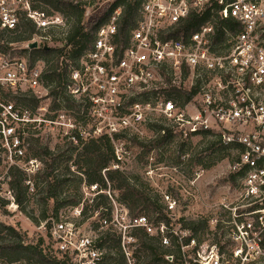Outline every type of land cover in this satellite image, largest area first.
<instances>
[{"label": "built area", "instance_id": "1", "mask_svg": "<svg viewBox=\"0 0 264 264\" xmlns=\"http://www.w3.org/2000/svg\"><path fill=\"white\" fill-rule=\"evenodd\" d=\"M206 13L210 17L197 28L184 29L190 16L200 18ZM214 15L233 22L234 29L224 30L220 44L214 42ZM120 17L118 7L96 29L77 67L71 68L66 92L74 107L63 102L62 114L38 117L36 112H48L50 107L39 108L35 95L43 92L50 102L54 98L43 85L44 64L31 57L29 45L44 49L55 42L64 44L68 25L40 0H0V166H7L0 172V191L13 199L8 189L11 168L25 174L26 184L42 170V161L28 156L32 144L39 141L41 127H62L73 146L79 139L86 140V135L106 136L117 161V147L123 143L115 135L155 133L153 129L160 127L157 134L168 130L189 139L210 131L233 152L231 169L239 175L241 205L230 209V256L242 263L264 264V4L259 0H141L124 40ZM25 26L33 28L31 38L15 41ZM186 84L188 89L183 88ZM32 99L38 101L36 107ZM84 187L94 196H108L110 218L100 208L95 212L96 226L84 229L81 203L70 215L40 221L37 241L41 239L44 253L67 258L71 264H100L104 250L97 240L105 230L120 237L126 256L124 242H134L132 230L154 234L147 218L129 217L109 189L99 190L96 184ZM155 228L164 235L163 225ZM214 249L211 259L219 264L222 255Z\"/></svg>", "mask_w": 264, "mask_h": 264}, {"label": "rangeland", "instance_id": "2", "mask_svg": "<svg viewBox=\"0 0 264 264\" xmlns=\"http://www.w3.org/2000/svg\"><path fill=\"white\" fill-rule=\"evenodd\" d=\"M114 1L74 0L73 3H80L79 8L84 12L81 21L86 29H90ZM259 1L264 4V0ZM62 9L64 10L59 13L66 20L73 22L75 15L71 14L67 8L62 7ZM60 45L62 43L55 42L50 47H62ZM42 49L38 46L32 49L31 57L47 62L52 57L51 53H43ZM183 88L188 89L189 85L186 84ZM35 97L39 99V108L47 111L50 107L48 112H36L38 117L45 113L46 115L54 114L56 117L63 113L62 108L51 110L55 102L47 100L43 92H38ZM89 126V124L85 125V129L88 130ZM165 128H169L168 123ZM38 133L39 141L32 144L28 156L36 155L37 157L34 158L40 159L43 163L42 170L36 176L31 177L30 184L23 191L22 204L17 205L14 199L6 197L3 191H0V198L3 200L0 202V224L13 229L21 237L24 245L36 244L39 236L36 225L40 221L49 217H58L60 214L70 215L72 208L79 205L77 204L79 200H82V209H85L82 227L85 229L87 226H96L98 219L93 210L94 203H92L96 196L84 189V183L87 180L86 173H91L92 161H88V156L83 150L69 149L67 146L69 141L62 127L58 125L53 126L52 129L41 127ZM91 136L86 135L85 139H90ZM120 141L123 144L117 147L116 152L120 157L117 168L126 176L131 187L155 199L163 209L166 208L171 222L169 231L165 229L164 234L175 231L181 245V257L177 264H214L213 258L211 259L216 253L214 247L222 250L219 264H255L242 263L231 257L229 252L231 245L228 234L233 218L230 209L241 205L238 199L239 183L229 181L233 173L231 167L235 160L232 151L218 150V147L213 144L214 138L212 137L198 135L184 139L178 135H172L171 138L164 139L148 130H142V134L138 136L125 135ZM43 146H48L51 154L49 158L39 149ZM45 167H48L49 171L53 168L55 173L62 177L59 179L64 180L58 189V201L47 198L42 183ZM6 168L7 166H0V172H4ZM8 189L12 192L10 186ZM111 193L118 202L120 194L117 191ZM64 201L68 202L62 205ZM140 213L147 214L149 219L152 217L146 211ZM128 215L133 217L130 213ZM190 221L199 222L197 225L199 229L195 233L194 241H191L189 246H182V240L191 233L181 227H186ZM153 233L156 235L157 228H154ZM10 241H15L13 235L9 234V231L0 229V245ZM128 243L125 240L124 245L130 253L132 248L128 249ZM221 246L223 248L220 249ZM137 257L140 258L132 260L131 254L127 255L130 260L127 259L126 263L142 264L141 262L144 261L142 255L137 254ZM0 264L39 263L27 254L19 252L7 254L0 249ZM108 264L116 263L109 262Z\"/></svg>", "mask_w": 264, "mask_h": 264}, {"label": "trees", "instance_id": "3", "mask_svg": "<svg viewBox=\"0 0 264 264\" xmlns=\"http://www.w3.org/2000/svg\"><path fill=\"white\" fill-rule=\"evenodd\" d=\"M40 2L54 12H62L64 10L62 7H64L67 8L71 14L75 15L73 22L64 18L68 25V33L62 47L42 49L43 53H51L50 56H52L50 60L43 62V85L50 89L49 96L54 98V102L56 99L60 100L59 104L55 102L51 109L58 110L59 108H62L60 104L63 102L70 107H74L73 102L69 100V96H67L66 92L71 68L77 67L79 59L93 41L96 29L99 25L104 23L111 12L118 7L121 8L119 22L120 37L123 40L128 39L126 29L134 24L138 16V9L141 0H115L103 16L92 24L90 29H86L84 23L81 21L84 12L83 9L79 8L80 3L75 4L71 0H40ZM214 7V11H216L217 6L214 5ZM214 16L216 27L214 42L215 44H220L224 40V30L232 31L234 29L233 22L231 20H220L216 15ZM209 17V13H206L200 18L190 16L184 29L193 30ZM33 32V28L25 26L24 30L20 35L15 37L14 40L21 42L27 41L31 38ZM189 98L190 97H186L187 100ZM37 102L36 99H32V106L36 107ZM153 130L157 134L160 127H155ZM157 135L164 139L172 137V134L168 130H165L164 135ZM199 135L214 138L213 144L217 146L220 151L230 150L229 147L221 142V138L217 134L210 131H204L199 133ZM123 136L124 135H115V139L119 140ZM78 143V146H73L71 142H68L67 146H69V149L71 150H83L84 154L88 156V161H92L91 173H86L87 180L86 183H84L85 186L96 184L99 190L104 191L109 189L110 192L117 191L120 194L118 202L124 205L133 217L145 216L154 228L163 225L166 231H169L168 229L171 220L168 217L166 208L163 209L158 205L155 199L150 198L131 187L126 176L118 168L112 169V166L116 165L118 161L116 160L114 148L106 136L90 138L87 140L79 139ZM39 149H41L42 153L49 158L51 154L48 146H43ZM33 157L37 156L35 155ZM43 157L46 158V156ZM44 164H46V162H44ZM103 170L105 171L104 175L102 174ZM55 172L56 171L53 168L49 171V168L45 167V171L42 175V183L44 184L43 187L47 193V198L58 201V189L62 186L64 180L59 179L62 177H59ZM238 178L239 175L237 173H232L229 177V181L233 183ZM26 181L27 177L23 172L15 167L11 169L10 181L8 184L13 192V199L17 205H21L24 200L23 191L27 188V185H29L26 184ZM81 201L82 200H79L77 204H80ZM0 202H3L1 198ZM66 202L68 201H64L61 204L64 205ZM92 203H94L93 210L95 212L102 208L105 210L104 214L110 218L111 204L108 196L98 194L92 200ZM141 211H146L152 216L151 219H149L147 214H141ZM82 215H85V209H82ZM198 224L199 222L190 221L186 224V227H181V229L187 230L191 233V235L182 240V246H189L190 242L194 241L195 233L199 229L197 226ZM0 229H3L4 231L6 230L7 232L9 231V234L13 235V238L15 239V241L5 242L0 245L1 251H5L7 254L15 252L27 254L39 264H71L67 258L56 259L49 256L47 253H44V250L41 248V239H39L35 245H24L21 237H19L13 229L4 227L2 224H0ZM167 234L162 236L158 232L156 235H149L143 229L137 228L132 230L130 236L133 238L134 242L129 244V248H132V251L130 253L128 252V254H131L132 260H134V258H137L138 260L140 257H137V254H141L144 258V261L141 262L142 264H177L181 257V245L178 242V236L175 231ZM164 238H166V243L163 242ZM97 246L104 250L100 264H108L109 262L127 264L126 262L129 258H127L122 250L120 237L111 230H105L102 232L97 240ZM221 248H223V246H221L220 249ZM219 253L222 254V250H219Z\"/></svg>", "mask_w": 264, "mask_h": 264}, {"label": "water", "instance_id": "4", "mask_svg": "<svg viewBox=\"0 0 264 264\" xmlns=\"http://www.w3.org/2000/svg\"><path fill=\"white\" fill-rule=\"evenodd\" d=\"M30 48L34 49L37 47V44L36 43H32L29 45ZM44 49H47V47H44Z\"/></svg>", "mask_w": 264, "mask_h": 264}]
</instances>
